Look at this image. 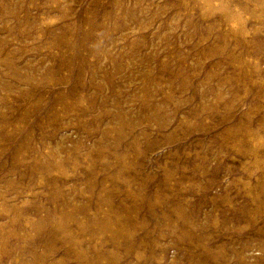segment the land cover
I'll use <instances>...</instances> for the list:
<instances>
[{
  "label": "rangeland",
  "instance_id": "rangeland-1",
  "mask_svg": "<svg viewBox=\"0 0 264 264\" xmlns=\"http://www.w3.org/2000/svg\"><path fill=\"white\" fill-rule=\"evenodd\" d=\"M0 264H264V0H0Z\"/></svg>",
  "mask_w": 264,
  "mask_h": 264
}]
</instances>
